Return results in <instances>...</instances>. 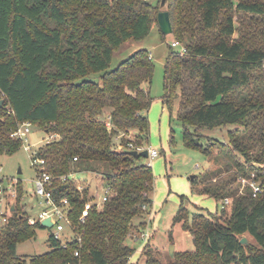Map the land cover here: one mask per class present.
<instances>
[{
	"label": "trees",
	"instance_id": "16d2710c",
	"mask_svg": "<svg viewBox=\"0 0 264 264\" xmlns=\"http://www.w3.org/2000/svg\"><path fill=\"white\" fill-rule=\"evenodd\" d=\"M164 10L170 12L177 39L172 42L179 46H169L163 101L171 119L179 103L175 114L186 146L209 158L211 148L200 143L191 127L247 124L260 111L258 161L264 160V104L242 102L236 95L251 85L253 69L264 62V0H166ZM160 11L149 0H0V154L22 148L23 140L12 137L21 124L58 134L37 154L53 176L49 189L55 199H68L81 238L64 246L49 237L48 252L20 256L18 245L47 228L29 223L21 182L15 210L0 227V264H264V191L253 196L252 189L235 199L224 222L216 215L225 207L210 215L194 214L191 221L188 209L180 207L176 222L191 231L194 250L179 251L165 263L148 241L132 260L137 249L127 239L139 231L134 219L153 205L155 176L145 157L129 151L147 150L155 64L149 50L139 49L115 69L109 67L126 41L146 37L155 25L160 28ZM98 72L100 81L89 78ZM231 146L254 161L248 147L239 142ZM87 171L100 174L112 193L80 224L94 193L90 183L80 191L73 176ZM64 175L73 176L62 180ZM205 178L193 180L201 194L218 201L231 193L224 192L228 182L212 185ZM243 237L248 243H241Z\"/></svg>",
	"mask_w": 264,
	"mask_h": 264
},
{
	"label": "rangeland",
	"instance_id": "374dc122",
	"mask_svg": "<svg viewBox=\"0 0 264 264\" xmlns=\"http://www.w3.org/2000/svg\"><path fill=\"white\" fill-rule=\"evenodd\" d=\"M153 5H158L164 11L163 0H149ZM235 19L240 21L239 15ZM238 33L234 36L236 37ZM260 38V37H259ZM173 40H177L173 34H162L158 25H155L151 32L144 38L131 39L126 41L119 50L113 54L109 70L115 69L122 61L130 57L139 49L150 51L155 64V71L151 85L153 103L148 111L150 120L149 140L146 144L147 149H156L159 156L143 158L145 163H150L154 172V185L151 198L152 207L145 208V215L142 218H135L134 224L138 227V232L150 234L149 242L154 255L158 256L163 262H169L171 246L175 245L174 254L184 250H194L192 233L184 230L182 223L176 222V215L181 206H185L189 212V220L193 219L194 214L202 213L210 215L221 210L224 200H229L225 204L224 211H218L216 218L225 221L232 212L234 201L237 197L247 194L251 190V182L257 181L264 185V160L258 161L261 153V130L262 115L256 111L246 123L227 124L214 129L191 127L193 133L198 136L200 143L208 146L212 150V155L207 158L201 150L187 147L185 144L184 130L182 124L176 119V108L174 117L171 119L170 111L164 104L165 95V64L169 56ZM264 48V34L262 37ZM102 73H94L89 78L100 81ZM240 101L252 102L253 104H264V62L253 69L251 85L241 89L236 93ZM2 97V95H0ZM103 116V118H105ZM48 133L38 126H31V132L27 135L32 150L38 149L47 142ZM239 142L249 148L254 161H249L239 152L234 151L232 143ZM116 148L119 145L115 143ZM26 143L13 154H0V175L16 176L22 180L27 192L24 202L27 204L33 218L38 219L39 211L42 206L33 195L35 184L34 179L37 169L32 165V151L25 148ZM223 145V146H221ZM215 147V148H214ZM213 148V149H212ZM21 169V173L19 170ZM229 184L224 192H231L223 200L201 194L196 189L198 185L193 180H202ZM80 184L90 183L94 194H103L105 182L100 174L95 172H79L73 176ZM204 183L199 185L204 188ZM264 191V188H263ZM52 228H39L36 238L30 239L18 245L17 252L20 256L41 255L50 250L49 237ZM74 237V232L67 228L61 232V241L65 242ZM252 242L256 241L250 238ZM127 244L137 249L132 260L139 257L143 252V240H134L128 237Z\"/></svg>",
	"mask_w": 264,
	"mask_h": 264
},
{
	"label": "built area",
	"instance_id": "2783aa9c",
	"mask_svg": "<svg viewBox=\"0 0 264 264\" xmlns=\"http://www.w3.org/2000/svg\"><path fill=\"white\" fill-rule=\"evenodd\" d=\"M171 45L173 47H178L179 42L174 41L172 42ZM182 50L184 52L185 48H183ZM106 122L108 127L111 128L112 124L110 122V117L107 119ZM31 126L32 124L29 122L21 124L12 133V137L22 139L23 145L24 143H26L25 148L29 151L30 150L32 151L31 153L32 165L37 169V175L36 178L34 179L35 189L33 195L37 196L42 208L39 211L38 219L33 218L31 215V217L29 218V223L35 224L37 222H40L43 224L45 220H50L52 226H46L47 228L49 227L52 228L53 230L50 237H52L55 240L61 241L60 239L61 232L69 228L71 229V231L74 232V237L71 239L78 237V240L80 241L81 238L79 237L76 227L74 226V223L69 216L68 199L64 198L60 202L55 199L54 193L49 189V187L52 186L53 184V176L47 170L46 161L44 158L38 156L37 154L38 149L32 150V145L28 143L29 140L27 135L31 132ZM48 135L49 136L47 138V142L53 141L54 139L58 138V134L56 133H51ZM123 135H120L118 138L121 139ZM129 146L134 147L132 143H130ZM119 148H121V146ZM138 150L141 151L144 149L138 148ZM148 152H149V158L151 159H154L159 156V152L156 149H148ZM74 159L77 160L78 158L75 157ZM71 176L73 175L70 176L64 175L61 177V179L66 180L68 177ZM21 182L22 180L16 176L0 175V227L6 222H8L13 211L15 210L18 192H19V185ZM250 185L253 192V196H258L259 194L263 193V188L261 184L258 183L257 181H252ZM83 189H84V185L80 184L79 190L82 191ZM111 193H112L111 188L105 184V186L103 187L102 195L93 194L94 199L85 203V208L83 209L82 215L79 217V223L84 224L86 218L88 217L89 211L94 207L100 208L103 202L108 200L109 195ZM223 202L224 203L222 204V207L224 208L225 204L229 203V200H224ZM26 209L30 212L27 204H26ZM149 237L150 234L146 232L135 233L132 235V238L134 240L142 239L143 246L149 241ZM67 241L65 242L61 241V242L64 244V246H66L65 244L67 243ZM75 255L79 256V251H76Z\"/></svg>",
	"mask_w": 264,
	"mask_h": 264
},
{
	"label": "water",
	"instance_id": "95a60500",
	"mask_svg": "<svg viewBox=\"0 0 264 264\" xmlns=\"http://www.w3.org/2000/svg\"><path fill=\"white\" fill-rule=\"evenodd\" d=\"M166 0H163V4H165ZM158 23L160 26L161 31L164 34H172L173 33V26H172V21H171V17H170V12L167 10L164 11H160L158 14ZM4 103V100H0V106H2V104ZM129 153L131 155H138L141 154L143 157L149 158V152L148 149L144 150L142 152H138L137 150H131L129 151ZM19 173H21V169L19 170ZM44 226H52V223L50 222V220H45L43 222ZM241 243L245 244L248 243V238L247 237H243L241 240ZM174 249H175V245L171 246V254H174Z\"/></svg>",
	"mask_w": 264,
	"mask_h": 264
}]
</instances>
